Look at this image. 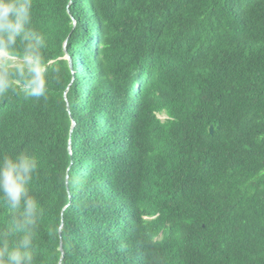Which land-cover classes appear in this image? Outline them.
<instances>
[{
	"label": "trees",
	"instance_id": "16d2710c",
	"mask_svg": "<svg viewBox=\"0 0 264 264\" xmlns=\"http://www.w3.org/2000/svg\"><path fill=\"white\" fill-rule=\"evenodd\" d=\"M31 4L0 51L38 37L48 89L0 64V161L38 162L33 264H264V0ZM24 211L0 193V252Z\"/></svg>",
	"mask_w": 264,
	"mask_h": 264
},
{
	"label": "clouds",
	"instance_id": "9594fccd",
	"mask_svg": "<svg viewBox=\"0 0 264 264\" xmlns=\"http://www.w3.org/2000/svg\"><path fill=\"white\" fill-rule=\"evenodd\" d=\"M31 0H0V48L16 49L17 38L29 40L33 36L31 23ZM35 43H29L22 50L21 62L15 69V74L21 82V90L26 95L40 98L46 95L48 89L47 72L49 65L41 51L39 38ZM9 87L8 73L0 81V91ZM37 160L28 153L16 157L5 156L0 161V193L13 209L23 204L25 219H17L14 226L17 230L30 228L39 211L38 201L28 196L32 174L37 168ZM33 233L25 230L23 238L12 249L4 245L0 256H6V264H33L34 257L28 249L32 247ZM0 240L3 234L0 233ZM0 264H5L0 259Z\"/></svg>",
	"mask_w": 264,
	"mask_h": 264
},
{
	"label": "rangeland",
	"instance_id": "374dc122",
	"mask_svg": "<svg viewBox=\"0 0 264 264\" xmlns=\"http://www.w3.org/2000/svg\"><path fill=\"white\" fill-rule=\"evenodd\" d=\"M6 61H9L12 65L17 66L21 62V59L10 57L7 53L1 51L0 52V64ZM160 117L164 118V116H160Z\"/></svg>",
	"mask_w": 264,
	"mask_h": 264
},
{
	"label": "water",
	"instance_id": "95a60500",
	"mask_svg": "<svg viewBox=\"0 0 264 264\" xmlns=\"http://www.w3.org/2000/svg\"><path fill=\"white\" fill-rule=\"evenodd\" d=\"M211 132H212V133L214 132V127H213V126L211 127Z\"/></svg>",
	"mask_w": 264,
	"mask_h": 264
},
{
	"label": "bare ground",
	"instance_id": "6f19581e",
	"mask_svg": "<svg viewBox=\"0 0 264 264\" xmlns=\"http://www.w3.org/2000/svg\"><path fill=\"white\" fill-rule=\"evenodd\" d=\"M1 52V51H0Z\"/></svg>",
	"mask_w": 264,
	"mask_h": 264
}]
</instances>
